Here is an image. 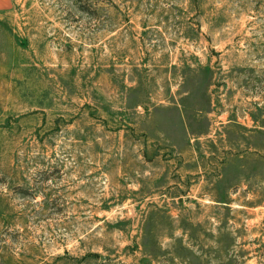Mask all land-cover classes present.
Returning <instances> with one entry per match:
<instances>
[{
  "label": "rangeland",
  "instance_id": "374dc122",
  "mask_svg": "<svg viewBox=\"0 0 264 264\" xmlns=\"http://www.w3.org/2000/svg\"><path fill=\"white\" fill-rule=\"evenodd\" d=\"M0 264H264V0L0 9Z\"/></svg>",
  "mask_w": 264,
  "mask_h": 264
},
{
  "label": "crops",
  "instance_id": "0c3cea01",
  "mask_svg": "<svg viewBox=\"0 0 264 264\" xmlns=\"http://www.w3.org/2000/svg\"><path fill=\"white\" fill-rule=\"evenodd\" d=\"M11 2L12 0H0V9H5Z\"/></svg>",
  "mask_w": 264,
  "mask_h": 264
}]
</instances>
